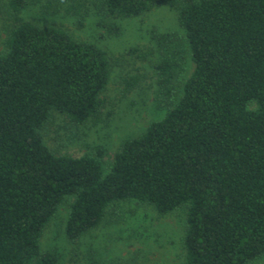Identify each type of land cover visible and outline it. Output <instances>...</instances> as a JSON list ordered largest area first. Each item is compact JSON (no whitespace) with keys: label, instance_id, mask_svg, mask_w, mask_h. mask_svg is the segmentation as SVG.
<instances>
[{"label":"trees","instance_id":"obj_1","mask_svg":"<svg viewBox=\"0 0 264 264\" xmlns=\"http://www.w3.org/2000/svg\"><path fill=\"white\" fill-rule=\"evenodd\" d=\"M62 1L71 2L66 13L80 14L75 0ZM176 3L194 71L178 102L124 140L105 171L103 149L57 155L41 130L55 114L78 126L99 116L111 78L108 53L61 27L22 20L27 0H10L0 52V264H58L41 240L68 199L71 242L98 227L111 205L134 200L162 215L186 207L181 264H260L264 0H98L96 9L125 19ZM158 69L168 78L173 64L167 58ZM138 82L131 78L127 89Z\"/></svg>","mask_w":264,"mask_h":264},{"label":"rangeland","instance_id":"obj_2","mask_svg":"<svg viewBox=\"0 0 264 264\" xmlns=\"http://www.w3.org/2000/svg\"><path fill=\"white\" fill-rule=\"evenodd\" d=\"M9 2L0 0V52L10 21ZM69 3L27 0L19 17L41 27H61L80 41L102 47L111 59V78L98 117L78 126L55 114L41 134L57 155L80 157L103 149L101 160L107 171L124 140L139 136L165 115L174 100L178 102L195 65L179 26L178 3L125 19L100 16L98 0H75L82 6L79 15L63 10ZM133 49L140 53H130ZM167 58L173 69L165 78L158 65ZM133 77L139 82L128 90L127 82ZM168 90L174 91L173 99L167 96ZM69 203L68 199L60 207L41 240L42 251L54 253L58 264L182 263L186 207L162 215L151 205L134 200L116 202L98 227L74 243L65 234ZM258 262L264 264V256Z\"/></svg>","mask_w":264,"mask_h":264}]
</instances>
